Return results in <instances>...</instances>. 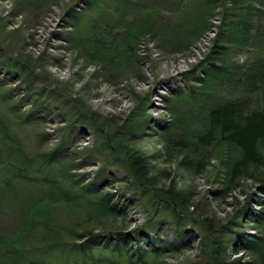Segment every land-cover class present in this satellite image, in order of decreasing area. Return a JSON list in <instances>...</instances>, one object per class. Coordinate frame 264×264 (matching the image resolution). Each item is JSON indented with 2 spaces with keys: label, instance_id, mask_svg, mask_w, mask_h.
<instances>
[{
  "label": "rangeland",
  "instance_id": "obj_1",
  "mask_svg": "<svg viewBox=\"0 0 264 264\" xmlns=\"http://www.w3.org/2000/svg\"><path fill=\"white\" fill-rule=\"evenodd\" d=\"M247 21L254 46L216 60L231 69L264 56V0H0V264H63L100 233L148 264L203 261L208 233L227 264H262L254 171L230 177L240 150L209 122L215 104L249 110L256 94L195 80L221 25ZM132 154L145 192L125 168ZM106 195L114 215L98 216ZM98 248L84 264H106Z\"/></svg>",
  "mask_w": 264,
  "mask_h": 264
},
{
  "label": "trees",
  "instance_id": "obj_2",
  "mask_svg": "<svg viewBox=\"0 0 264 264\" xmlns=\"http://www.w3.org/2000/svg\"><path fill=\"white\" fill-rule=\"evenodd\" d=\"M250 26L251 22L248 21L246 24H243V22L236 23L232 28L229 25H221L217 30V36L213 38L210 51L200 62L199 68L202 75H197L195 80L205 82L226 78L229 83L233 80L236 82L243 81L249 90L256 94L255 105L249 110L247 109V101L244 98H229L219 102V104H215L210 109L209 117L211 119L209 122L217 128L216 133L221 136L223 142L230 143L240 150L239 156L229 166L230 177L236 176L239 172L253 169L258 192V195H254L256 197H251L252 199L254 198V202L258 205L254 218L264 225V56L258 57L255 61L245 66H238L237 69L233 65L234 70L227 66L230 64H219L216 61L219 56H222L223 50L231 46V44L254 46L250 40L253 37L247 34ZM256 39H259V36ZM208 130L206 129L205 133L212 139V131ZM145 165L144 158L138 154H132L125 160V168L131 179L134 183L138 182L144 192L145 185L140 182L145 181ZM4 179V175L0 174V184ZM110 199L111 197L106 195L93 202L97 206L93 208L97 211L96 215L105 214L106 212L114 215V205L110 206V210L107 208L108 200ZM170 199V197H166V199L161 198L159 199L161 201H159L157 196L152 198L154 204L155 202L159 204L157 208H163L166 211L169 209V214L173 215V220L178 222L181 219L182 211L180 210L181 213H177L175 211L177 206H171L172 202ZM154 214H157V212ZM148 224L150 225V223ZM88 233L89 235L91 234V232ZM210 236L208 233L204 243L206 245L205 259L201 262L190 264H227L223 245L220 244L221 239L217 240L215 237L211 239ZM256 240L259 241L258 238ZM127 242L126 237L114 239V234L100 233L97 236L91 234L90 237L71 245L70 257L68 259L65 258L63 264H84L83 259L86 258L89 250L91 251L90 257L95 258L92 248H96V246H99L98 250L100 252L107 253L106 264H148L141 252L138 253V250L134 251L131 247L127 248ZM257 244L260 243L257 242ZM73 255L74 260L72 259ZM262 264H264V259Z\"/></svg>",
  "mask_w": 264,
  "mask_h": 264
}]
</instances>
